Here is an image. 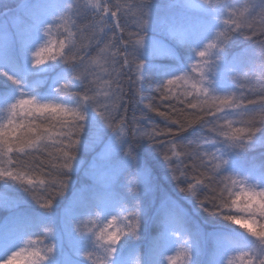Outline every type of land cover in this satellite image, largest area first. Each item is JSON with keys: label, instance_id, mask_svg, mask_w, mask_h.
Here are the masks:
<instances>
[{"label": "snow or ice", "instance_id": "snow-or-ice-1", "mask_svg": "<svg viewBox=\"0 0 264 264\" xmlns=\"http://www.w3.org/2000/svg\"><path fill=\"white\" fill-rule=\"evenodd\" d=\"M9 16L0 264H264V0H0Z\"/></svg>", "mask_w": 264, "mask_h": 264}, {"label": "trees", "instance_id": "trees-1", "mask_svg": "<svg viewBox=\"0 0 264 264\" xmlns=\"http://www.w3.org/2000/svg\"><path fill=\"white\" fill-rule=\"evenodd\" d=\"M15 2H16V0H11L12 6H14ZM253 41H254V38H251V37H249L247 39L245 37H238V38H236V39H234L232 41L231 47L229 48L228 51H229L230 54L238 52L242 47H247V46L251 45L253 43ZM157 62H162V61L159 60ZM259 62H260V57L257 56L256 57V63H259ZM126 89H127V85H126ZM129 91H130V89H129ZM156 96H158V94L153 92L152 93V97H156ZM128 98H130V97H128ZM254 98H255L254 96H249V99H254ZM149 102H152L153 104H157L158 100L152 99L151 97H146L145 100H144V103L147 104ZM163 110H164V108L161 107V111H163ZM128 115L129 116L132 115L131 107H130ZM137 115H139V113H137ZM151 115L154 117L156 123L160 124L161 127H163L161 118L156 116L155 113H152ZM199 132H200V128L198 126H194L192 129H189L188 138L191 139V138L195 137ZM144 150L145 149L141 150V155L148 161V163L150 165H151V163H155V161L154 162L151 161L150 158L147 155H145V151ZM262 151H264V149H257L256 151L251 152L249 155H250V157H254L256 159V161L259 162L261 159H264V157L261 156V152ZM153 169H154V167H153ZM154 172H155V169H154ZM157 176L161 180V182H163L165 185H167V187L166 186L165 187L168 188L170 182L172 181L170 179V175L169 174L166 175V171H162ZM79 179L82 180V178H79ZM82 182H86V181H82ZM173 185H175V183ZM6 194L8 196H10V197H16V196L20 195L21 193L17 192L15 189H10L9 191H6ZM144 202H145V205L147 206V204H148V198L147 197L144 198ZM155 210L156 209L154 207L150 211H155ZM5 213H7V212L4 211V210H0V219L3 217V215ZM203 213L204 212L202 210H199V212H198V214H203ZM205 214H207V213H205Z\"/></svg>", "mask_w": 264, "mask_h": 264}, {"label": "rangeland", "instance_id": "rangeland-1", "mask_svg": "<svg viewBox=\"0 0 264 264\" xmlns=\"http://www.w3.org/2000/svg\"><path fill=\"white\" fill-rule=\"evenodd\" d=\"M19 2H23V0H19ZM17 3V0L15 2V4ZM14 4V6H15ZM13 6V7H14ZM0 27H5L9 32H12L14 31L15 29V21L14 19L9 16L7 18L5 17H0ZM162 62H164L163 60H161ZM166 62V61H165ZM0 87H3L2 85H0ZM147 148V146H146ZM145 151V155H147L151 161H155V163H151V165L154 167L155 169V173L156 175H159V173H161L162 171H166V166L162 163V158L159 157L156 153H149L146 149L144 150ZM170 175V174H169ZM77 179V186H79V184L82 182L81 179L79 178H76ZM163 183V182H162ZM175 182L174 181H171L170 184H169V187L168 189H173L174 187V184ZM164 184V183H163ZM165 185V184H164ZM167 187V185H165ZM10 189L6 190V191H9ZM175 198L179 199L180 198V194L176 193L175 194ZM183 202V201H182ZM158 203V202H157ZM185 207H190V205H185ZM154 208V207H153ZM8 213H5L3 215V217L7 216ZM207 216V214L203 213V214H198V217L199 218H205ZM2 217V218H3ZM1 218V219H2ZM152 234V231H149V232H146L145 233V238L144 239H141V240H134L131 242V244L133 245H136L138 246L141 251H143V249L145 248L146 244H147V238ZM205 259H207V257H205Z\"/></svg>", "mask_w": 264, "mask_h": 264}]
</instances>
